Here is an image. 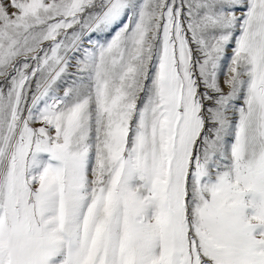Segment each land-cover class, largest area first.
<instances>
[{"label":"snow or ice","instance_id":"obj_1","mask_svg":"<svg viewBox=\"0 0 264 264\" xmlns=\"http://www.w3.org/2000/svg\"><path fill=\"white\" fill-rule=\"evenodd\" d=\"M0 264H264V0H0Z\"/></svg>","mask_w":264,"mask_h":264}]
</instances>
